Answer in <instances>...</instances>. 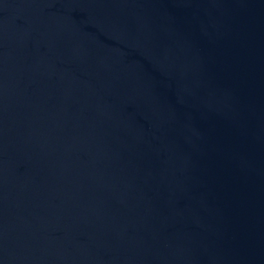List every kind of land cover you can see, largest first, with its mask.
<instances>
[{"label":"water","instance_id":"95a60500","mask_svg":"<svg viewBox=\"0 0 264 264\" xmlns=\"http://www.w3.org/2000/svg\"><path fill=\"white\" fill-rule=\"evenodd\" d=\"M0 264H264V0H0Z\"/></svg>","mask_w":264,"mask_h":264}]
</instances>
